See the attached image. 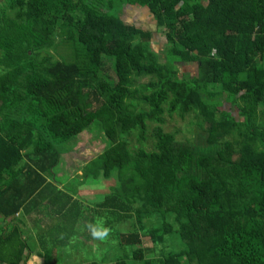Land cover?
Here are the masks:
<instances>
[{
  "label": "trees",
  "instance_id": "obj_1",
  "mask_svg": "<svg viewBox=\"0 0 264 264\" xmlns=\"http://www.w3.org/2000/svg\"><path fill=\"white\" fill-rule=\"evenodd\" d=\"M3 1L0 216L36 196L60 144L95 147L96 121L106 145L83 170L115 176L99 205L113 264H264V0ZM126 8L164 29L163 60ZM165 114L207 123L203 143L177 146ZM25 247L17 229L0 236V263Z\"/></svg>",
  "mask_w": 264,
  "mask_h": 264
},
{
  "label": "crops",
  "instance_id": "obj_2",
  "mask_svg": "<svg viewBox=\"0 0 264 264\" xmlns=\"http://www.w3.org/2000/svg\"><path fill=\"white\" fill-rule=\"evenodd\" d=\"M88 161H79L76 167H83ZM53 171L54 173L41 175L44 183L38 189L39 192L16 214L7 218L0 216V236L6 237L13 230H18L26 246L21 264H97L100 262L113 264L117 247L106 221L109 220L112 224L114 221L107 217L106 220L100 215L102 208L99 205L108 195V193L104 194L102 182H98L102 178L101 175L95 179L87 173V170ZM73 179L77 180L76 188L70 184ZM103 180L106 179L102 178ZM53 199L56 207L53 205ZM36 208L39 209L36 211ZM49 217L52 220L48 221ZM42 218L44 221L47 219V226L53 221H57L62 226L56 230L57 233L48 232L46 229L49 228L45 226ZM63 225H67V228L65 229ZM77 227L79 232L87 233L90 238L92 237V241L80 239L79 245L75 243L71 245L73 247L70 253L57 255L50 251L52 246H59V248L62 245L69 246L67 242L71 237L75 238L71 233ZM28 245L31 250H26L29 248ZM40 254L44 258L48 254L57 255L59 259L40 260L36 256ZM77 254H85L87 257L81 255L78 258Z\"/></svg>",
  "mask_w": 264,
  "mask_h": 264
},
{
  "label": "rangeland",
  "instance_id": "obj_3",
  "mask_svg": "<svg viewBox=\"0 0 264 264\" xmlns=\"http://www.w3.org/2000/svg\"><path fill=\"white\" fill-rule=\"evenodd\" d=\"M4 3L3 0H0V4ZM122 20L127 23V24H133L136 27H139L141 29L144 30H148L151 32L152 37H151V49H153L154 51L157 52V54L159 55V58L161 60L164 59L163 56V50H164V29L163 28H158L155 26V23L151 17L150 14H148V12H145L143 9H131V8H126L122 14ZM51 56L52 59L54 60H58V57L52 53L51 51L48 52ZM184 66V65H183ZM105 70H103V73H101V78L107 80L110 84H112L114 82V73H113V68H112V64L109 60L106 61L105 63ZM183 68L184 70H188V67H182L180 66V69H178L179 72L183 73ZM104 77V78H103ZM149 81V78H143L140 79L138 81H136V85H138V83L143 84V83H147ZM224 108V106L222 107V109ZM164 124L162 125V128L165 132H170V133H174L175 134V142L177 144V146H179L180 148H186L189 150H192L194 148V146H198L200 144L203 143V137H205L204 135V130L207 129L208 124L205 122H201L200 120L196 119L194 114H189V116L185 117V118H181L180 116H178L177 114H165L164 115ZM153 127V125H150ZM151 127V128H152ZM88 134H90V136L95 139L100 141H97L94 144L95 147H93L92 145L86 143V144H82L79 141L81 139L78 140H74V141H68L65 143H62L59 145V151H60V162L58 164L57 167H55L54 170H83L85 167H76V164L81 161V162H85L88 161L89 159H93L96 156L97 151L96 149H100L98 146H104L106 145V142H102V138H104L103 134L100 131V125L98 122H93L91 124V126L89 127V129L87 130ZM88 138V137H86ZM85 138V139H86ZM136 144V143H135ZM136 146H138V144H136ZM102 151V150H101ZM76 167V168H75ZM76 179H73L70 181V184H72L71 186L76 188ZM98 182H102L101 185L103 186L104 189V194L108 193L109 191V187L111 185H115V176L114 174L111 175L110 178L103 180L102 178L98 180ZM53 201V205L55 206L56 202ZM56 207V206H55ZM39 208H36V211ZM56 212V211H54ZM52 220L51 217H49L50 221ZM42 221L45 223V226L49 229H46L48 232H52V233H57V229L62 226L59 225L57 221H53L51 222L48 226H47V219H45V221L42 218ZM132 220L129 222L131 223ZM129 223L124 224V226L122 227H118L121 231H126L128 229H131V226L129 225ZM146 221L144 222V225H146ZM155 224V221L154 223ZM152 224V225H153ZM151 225V224H150ZM63 227L66 229L67 225H63ZM115 228H117V226H115ZM71 234H74V237H71L69 239V241L67 242V245L69 246H61L59 248V246H52L50 251L54 252L55 254H60V253H70L71 251V245H73V243L78 244L81 241L80 239L83 240H90V242L92 241V237L90 238V236L86 233L84 234V232H79L78 231V227L76 229H74L72 231ZM94 238V236H93ZM29 248H26V250H31L30 246L28 245ZM32 248V247H31ZM151 248V243L149 241L148 237L143 236L142 237V250L144 251V256L145 257H155L153 256L154 254L152 253V251H149V249ZM180 250L182 248V246L177 247L174 246L173 249H177ZM158 249V248H157ZM119 252L116 254V252ZM125 250L123 251L124 254ZM114 253V258L115 260L120 259L121 257V252L116 249ZM57 255H45V258L49 259V258H58ZM82 257H87V255L85 254H81ZM80 254H77V257H81ZM38 259L40 260H45L44 256L42 254L40 255H36ZM59 259V258H58ZM129 264H133L131 263V261H129Z\"/></svg>",
  "mask_w": 264,
  "mask_h": 264
}]
</instances>
